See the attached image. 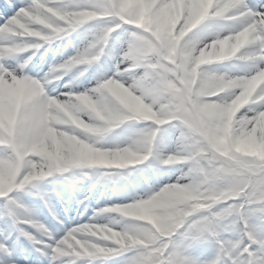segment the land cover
<instances>
[{"label": "snow or ice", "instance_id": "1", "mask_svg": "<svg viewBox=\"0 0 264 264\" xmlns=\"http://www.w3.org/2000/svg\"><path fill=\"white\" fill-rule=\"evenodd\" d=\"M0 264H264V0H3Z\"/></svg>", "mask_w": 264, "mask_h": 264}, {"label": "rangeland", "instance_id": "2", "mask_svg": "<svg viewBox=\"0 0 264 264\" xmlns=\"http://www.w3.org/2000/svg\"><path fill=\"white\" fill-rule=\"evenodd\" d=\"M3 2V0H0V3H2Z\"/></svg>", "mask_w": 264, "mask_h": 264}]
</instances>
